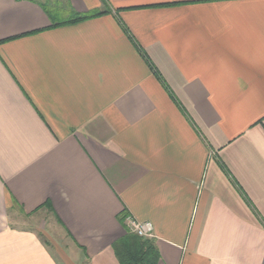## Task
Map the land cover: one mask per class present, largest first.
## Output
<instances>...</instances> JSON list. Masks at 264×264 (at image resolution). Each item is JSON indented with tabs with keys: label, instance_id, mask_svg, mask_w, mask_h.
<instances>
[{
	"label": "crops",
	"instance_id": "0c3cea01",
	"mask_svg": "<svg viewBox=\"0 0 264 264\" xmlns=\"http://www.w3.org/2000/svg\"><path fill=\"white\" fill-rule=\"evenodd\" d=\"M47 1L0 0V264H120L128 215L159 264H264V0Z\"/></svg>",
	"mask_w": 264,
	"mask_h": 264
},
{
	"label": "trees",
	"instance_id": "16d2710c",
	"mask_svg": "<svg viewBox=\"0 0 264 264\" xmlns=\"http://www.w3.org/2000/svg\"><path fill=\"white\" fill-rule=\"evenodd\" d=\"M67 1L69 2V0ZM45 11L51 18H56L58 15L56 10L55 12L51 11L47 6H45ZM107 13L108 10L103 12L93 11L86 14L73 13L68 21H62L60 24H78L101 17ZM113 249L120 264H159L161 259L158 247L153 239H144L129 231L124 237L114 243Z\"/></svg>",
	"mask_w": 264,
	"mask_h": 264
},
{
	"label": "rangeland",
	"instance_id": "374dc122",
	"mask_svg": "<svg viewBox=\"0 0 264 264\" xmlns=\"http://www.w3.org/2000/svg\"><path fill=\"white\" fill-rule=\"evenodd\" d=\"M42 1H45V0H42ZM64 2H65L64 0H48L46 3H47V7L51 11H54V8L59 9V10H64V8H65ZM54 4L56 6H54ZM60 13H61L60 14L61 21L66 20L69 17V15L71 14L69 9L65 10L63 12H60ZM23 218L25 219V222L28 223V226H30L31 228L38 230L40 233H42L41 236H42V239L44 241H48L49 243H51L50 239L46 236V234H47V235H49V237L51 235V237L53 239H55L54 240L55 243L57 242L61 246H63L64 243L66 244V242H64V240H63L64 233L62 231H60L59 229L54 230L50 224L44 222L47 219L43 218L38 213L35 214L34 216L27 217V218H25L23 216Z\"/></svg>",
	"mask_w": 264,
	"mask_h": 264
},
{
	"label": "built area",
	"instance_id": "2783aa9c",
	"mask_svg": "<svg viewBox=\"0 0 264 264\" xmlns=\"http://www.w3.org/2000/svg\"><path fill=\"white\" fill-rule=\"evenodd\" d=\"M127 230L144 239H154V226L150 222H141L128 215L125 217Z\"/></svg>",
	"mask_w": 264,
	"mask_h": 264
}]
</instances>
